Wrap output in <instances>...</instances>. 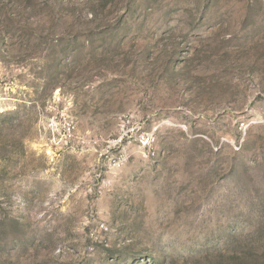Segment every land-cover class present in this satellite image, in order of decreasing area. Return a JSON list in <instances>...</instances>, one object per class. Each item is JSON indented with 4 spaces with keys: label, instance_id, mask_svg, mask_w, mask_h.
Masks as SVG:
<instances>
[{
    "label": "rangeland",
    "instance_id": "rangeland-1",
    "mask_svg": "<svg viewBox=\"0 0 264 264\" xmlns=\"http://www.w3.org/2000/svg\"><path fill=\"white\" fill-rule=\"evenodd\" d=\"M0 264H264V0H0Z\"/></svg>",
    "mask_w": 264,
    "mask_h": 264
}]
</instances>
